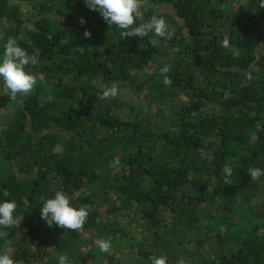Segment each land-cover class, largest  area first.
<instances>
[{
    "label": "trees",
    "instance_id": "16d2710c",
    "mask_svg": "<svg viewBox=\"0 0 264 264\" xmlns=\"http://www.w3.org/2000/svg\"><path fill=\"white\" fill-rule=\"evenodd\" d=\"M1 15L11 22L0 53L15 39L36 57L25 71L37 83L13 99L0 80L9 110L0 121V201L16 202L18 220L0 228V253L19 264L61 253L79 260L94 256L87 232L115 243L134 229L125 247L135 254L119 264H151L153 255L264 264V176L248 175L264 169L260 0H140L132 27L163 17L171 39L124 36L83 0H0ZM113 83L119 94L101 99ZM132 92L144 98L124 116ZM57 191L88 210L81 228L41 219ZM203 245L211 260L198 253ZM108 254L115 258L114 246Z\"/></svg>",
    "mask_w": 264,
    "mask_h": 264
},
{
    "label": "clouds",
    "instance_id": "9594fccd",
    "mask_svg": "<svg viewBox=\"0 0 264 264\" xmlns=\"http://www.w3.org/2000/svg\"><path fill=\"white\" fill-rule=\"evenodd\" d=\"M83 3L89 10L97 11L109 26L115 25L124 30V36L144 37L152 32L155 37L171 39L173 35L163 17H152L147 22L132 27L135 22L134 13L140 7V0H83ZM260 6L264 7V0H260ZM79 22L85 24L86 20L81 17ZM84 36H91V32L85 29ZM224 43L225 46L228 45L227 40ZM30 61L35 63L36 57H30L26 49L19 46L15 39L10 37L4 43L3 52L0 53V80L3 81L4 87L9 90L13 99L18 93H29L37 83L36 77L25 71V65ZM161 71L166 73L168 71L167 66ZM118 94L119 88L113 83L111 87L104 88L100 98H114ZM114 163H118V161ZM223 172L226 176H231L233 168L225 165ZM248 175L251 180H257L264 176V169L249 168ZM16 208L17 204L14 200L0 201V228L6 229L18 223L14 214ZM40 216L49 227L57 226L63 229L76 230L85 224L88 210L83 206L79 208L72 206L69 198L63 192L57 191L53 197L44 200L40 207ZM98 244L101 252L107 253L111 250L112 244L108 239H100ZM149 260L151 264H167L165 256L153 255L149 257ZM0 264H14V260L9 254L0 253ZM57 264H71V261L66 254L61 253L57 256Z\"/></svg>",
    "mask_w": 264,
    "mask_h": 264
},
{
    "label": "rangeland",
    "instance_id": "374dc122",
    "mask_svg": "<svg viewBox=\"0 0 264 264\" xmlns=\"http://www.w3.org/2000/svg\"><path fill=\"white\" fill-rule=\"evenodd\" d=\"M11 22V20L6 16V15H1L0 16V35L2 34L4 28L9 25ZM168 26V25H167ZM5 97V89L2 86V84L0 83V121L1 119L4 117V113H7L9 110L5 109L3 110V99ZM144 98V96H140L138 95L136 92H132L131 96H125L124 100H125V107L123 109V114L124 116L127 114H131L134 115L136 110L140 109V101ZM131 111V112H130ZM0 131H1V127H0ZM101 214H104L102 211H100ZM102 225V224H101ZM103 232H100L98 234V231L96 229H94V231H90L89 234L87 232V238L88 240H93V244H92V248L91 251L94 253V256H79V260H74L72 257H69L71 264H119V263H124L126 260H128V258L130 257V255H134L135 253L131 250H129L128 248L125 247V243L126 241H131L133 239L132 235H137V231L132 229L131 232L128 235H124L125 237H123V241H124V245H123V241L121 242H115V243H111L112 246L115 247V258L111 259L109 257L110 254H108L109 252L105 253V252H101L99 250V244L98 241L100 239H104L103 236ZM34 243V240L31 242V244ZM85 247H89L91 246L90 242H87L85 245ZM112 249V247H111ZM198 253L200 254V256L202 258L205 259H209L211 260L213 257V253L210 250V248L207 245H203L198 249ZM50 262H55L57 263V260L54 258V255H50L47 256L44 260H39V259H35L33 260L32 264H47ZM14 264H19L18 262H14Z\"/></svg>",
    "mask_w": 264,
    "mask_h": 264
}]
</instances>
